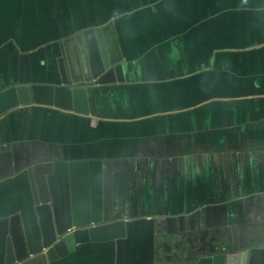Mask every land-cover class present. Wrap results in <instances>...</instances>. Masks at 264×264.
<instances>
[{
	"label": "crops",
	"instance_id": "1",
	"mask_svg": "<svg viewBox=\"0 0 264 264\" xmlns=\"http://www.w3.org/2000/svg\"><path fill=\"white\" fill-rule=\"evenodd\" d=\"M94 28L126 77L99 87L102 115L89 92L91 133L104 136L92 155L109 157L105 221L151 218L164 243L264 206V0H0V91L60 84L62 48L85 79L82 34ZM14 111L0 137L24 150L47 144L19 114L40 112L47 124L53 114Z\"/></svg>",
	"mask_w": 264,
	"mask_h": 264
},
{
	"label": "water",
	"instance_id": "2",
	"mask_svg": "<svg viewBox=\"0 0 264 264\" xmlns=\"http://www.w3.org/2000/svg\"><path fill=\"white\" fill-rule=\"evenodd\" d=\"M87 64L84 78L58 60L60 84H18L0 91V118L23 107L41 106L90 116V91L71 85L124 84L119 59L108 48L102 28L82 34ZM82 79V80H81ZM94 124V122H93ZM102 161H42L0 179V264H264V240L254 235L211 246L160 252L155 221L106 222Z\"/></svg>",
	"mask_w": 264,
	"mask_h": 264
},
{
	"label": "flooded vegetation",
	"instance_id": "3",
	"mask_svg": "<svg viewBox=\"0 0 264 264\" xmlns=\"http://www.w3.org/2000/svg\"><path fill=\"white\" fill-rule=\"evenodd\" d=\"M48 66L50 65L48 64ZM50 68L57 69L56 65ZM58 70H59V66H58ZM59 80L61 81V76L60 78L58 77L57 82ZM112 85H115V84H112ZM108 86L109 85L95 86L94 82L89 83L85 80V82L82 84L71 85V88L84 87L88 89V91L93 92L94 94L92 95V101H91L92 107H94L97 103L99 105V108L97 107L96 113L99 115H102L104 114L103 112L104 107L102 106L103 88L99 89V87H108ZM104 89L109 91L106 88ZM25 109L27 111L39 109L41 110V112L46 111L48 114H53L54 119H52L51 117L49 119L50 121H53V120L56 121L60 125V129L54 130L53 133H54L55 141H53V144H50V146L45 143L41 145H33L32 143V146L24 150L20 147L21 143L23 142L19 141V143H16L15 148L11 150L9 146L5 147L6 149L0 148V179L11 177L17 171L27 169L28 167L38 162H42V161L53 160V161L70 162L72 161V157L78 153H83L84 156L83 158H78L76 161H93V160L99 161L100 160L103 163V168H102L103 175H104V172L106 173L108 171V168L104 164V162L109 157H106L105 160H103V158L94 159L95 157H93L92 155V154H96L99 150L102 151L103 144H101L102 139L100 140V138L104 137L99 133H91V130L94 127L92 125V123L94 122L93 120L97 119V117L93 116L92 113L90 114V116H81V115H74L72 113L60 112V111H57L51 108H44V107H37V106H30V107L14 109L15 111L13 110L14 112L12 113H15L20 110H25ZM58 114L65 115V116L59 117ZM71 118L74 121V124L71 128H69V125L68 124L66 125V122H64V120L71 119ZM2 123H3V120L1 118L0 125ZM94 128H98V127L96 126ZM44 131L47 134L49 132V128L47 127L46 129H44ZM95 140L98 141L99 143L94 145L92 142H94ZM29 141L31 140L29 139ZM84 153H88V154L85 155ZM35 154H38L42 157H40L39 159H33ZM110 160H113V159H110ZM114 160H115V157H114ZM118 199L119 198L117 197L114 198V204H115V201H117ZM103 203H104V200H103ZM249 203L250 201L247 202V204ZM112 204H113V200H112ZM103 211H104V204H103ZM120 214H123V213H120ZM248 215L249 216H246L244 220L241 219L240 217L241 215L237 216L239 224L230 226L229 228H216L212 231H209V230H207V232L204 231V234L201 233V234L194 235V236L192 234H190V236L189 235L179 236L178 240L173 239V240H168L164 243L162 242L160 244V247H161L160 252L161 253L164 252L166 254L167 251L169 250L168 253L170 255H175L177 251L179 250V248L180 250L181 249L184 250L185 246L187 249H189V248L197 247L201 245L211 246L214 243L217 244L219 241H222V242L227 241V240L230 241L234 234L233 232L234 227L236 228V233H237L238 238H241L251 233L252 235H254L255 239H257L258 241H263L264 240V206L261 205L260 208L253 206V208L249 210ZM254 217L255 219L253 220L252 218ZM119 218H122L125 220H132V219H126L125 217H119ZM257 218L259 219L257 220ZM104 220H105V215H104ZM114 220H118V219H114ZM31 264H47V262L45 258L41 257L35 260V262Z\"/></svg>",
	"mask_w": 264,
	"mask_h": 264
},
{
	"label": "rangeland",
	"instance_id": "4",
	"mask_svg": "<svg viewBox=\"0 0 264 264\" xmlns=\"http://www.w3.org/2000/svg\"><path fill=\"white\" fill-rule=\"evenodd\" d=\"M19 115L20 116L24 115V117H21L23 125L27 124L30 127H34V126L37 125L38 129L39 128L45 129V128L48 127L49 128V132L47 134H45V136L47 138L46 143L48 145L53 144V141H55V137H54V133L53 132H54V130L60 129V125L57 122L50 121L49 124L43 122L42 120H43V118H45V116L43 117V114L40 113V112H35L33 114H31V113H22V114H19ZM28 117L30 118V121L28 120ZM31 117H33V119H31ZM0 143L2 144L1 145L2 149H6L5 147L9 146V148L11 150V149L15 148L16 143H19V139L7 140V139H5V138H3L1 136L0 137ZM74 156H76V157H74ZM74 156L72 157V161H76L78 158H83L84 155H83V153H78V154H75ZM40 157H42V156H40L38 154H35L33 159H39Z\"/></svg>",
	"mask_w": 264,
	"mask_h": 264
},
{
	"label": "trees",
	"instance_id": "5",
	"mask_svg": "<svg viewBox=\"0 0 264 264\" xmlns=\"http://www.w3.org/2000/svg\"><path fill=\"white\" fill-rule=\"evenodd\" d=\"M1 145H2V144H0V148H1Z\"/></svg>",
	"mask_w": 264,
	"mask_h": 264
}]
</instances>
